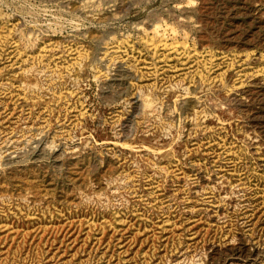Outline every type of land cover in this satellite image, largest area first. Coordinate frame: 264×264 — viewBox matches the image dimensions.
<instances>
[{
	"label": "rangeland",
	"instance_id": "obj_1",
	"mask_svg": "<svg viewBox=\"0 0 264 264\" xmlns=\"http://www.w3.org/2000/svg\"><path fill=\"white\" fill-rule=\"evenodd\" d=\"M0 264H264V0H0Z\"/></svg>",
	"mask_w": 264,
	"mask_h": 264
},
{
	"label": "bare ground",
	"instance_id": "obj_2",
	"mask_svg": "<svg viewBox=\"0 0 264 264\" xmlns=\"http://www.w3.org/2000/svg\"><path fill=\"white\" fill-rule=\"evenodd\" d=\"M176 48V47H175Z\"/></svg>",
	"mask_w": 264,
	"mask_h": 264
}]
</instances>
